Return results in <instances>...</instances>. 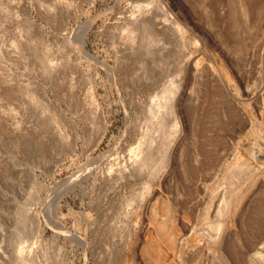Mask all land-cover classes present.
<instances>
[{
  "label": "rangeland",
  "instance_id": "rangeland-1",
  "mask_svg": "<svg viewBox=\"0 0 264 264\" xmlns=\"http://www.w3.org/2000/svg\"><path fill=\"white\" fill-rule=\"evenodd\" d=\"M23 260L264 264V0H0V264Z\"/></svg>",
  "mask_w": 264,
  "mask_h": 264
},
{
  "label": "bare ground",
  "instance_id": "bare-ground-1",
  "mask_svg": "<svg viewBox=\"0 0 264 264\" xmlns=\"http://www.w3.org/2000/svg\"><path fill=\"white\" fill-rule=\"evenodd\" d=\"M225 79L227 80L228 83L231 82V77L229 76L228 73L225 74ZM130 156H131V155H130ZM130 156H129V157H130ZM127 159H128V158H127ZM133 159H134V157H133ZM129 161H130V160H129ZM129 161H126V162H125V164H127L125 167H123L124 164L122 165V167H123V169L121 168V172H122V173L129 172L130 170H132L131 167H133V168H134V167H137V168L140 169V165H139L138 163H137V164H136V163H133V161H132V162L130 161V163H129ZM135 161H136V160H135ZM135 161H134V162H135ZM141 161H142V160H140V164L142 163ZM136 162H137V161H136ZM119 175H120V173H119ZM34 217H35V216H34ZM38 222H39V221H38ZM38 226H39V225H38ZM56 226L59 227V226H60V223H59V222L56 223ZM60 230H61V229H60ZM37 231H38V230H37ZM158 255H159V254H158ZM158 255H156V257H157V258H156L157 261H156V260H155V261H156L157 263H160L161 260L159 259L160 256H158ZM2 256H3V255H2ZM153 259H155V257H154ZM20 261H21V260H20ZM21 262H22V261H21ZM23 262L25 263L24 260H23ZM26 263H27V262H26ZM26 263H25V264H26ZM29 264H30V263H29Z\"/></svg>",
  "mask_w": 264,
  "mask_h": 264
}]
</instances>
